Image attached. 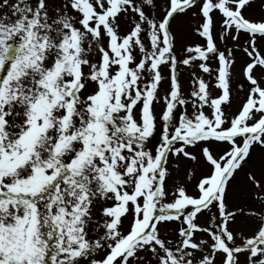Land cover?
Returning <instances> with one entry per match:
<instances>
[{"label":"snow or ice","instance_id":"snow-or-ice-1","mask_svg":"<svg viewBox=\"0 0 264 264\" xmlns=\"http://www.w3.org/2000/svg\"><path fill=\"white\" fill-rule=\"evenodd\" d=\"M253 3L0 0V264H264Z\"/></svg>","mask_w":264,"mask_h":264},{"label":"rangeland","instance_id":"rangeland-1","mask_svg":"<svg viewBox=\"0 0 264 264\" xmlns=\"http://www.w3.org/2000/svg\"><path fill=\"white\" fill-rule=\"evenodd\" d=\"M261 2H262V0H254L253 8L249 10L251 15H253V16H259L261 14H264V12H262V10H261ZM181 75H182V79L184 80L185 86L187 87L188 86V83H189V80H188V72L185 71L182 68L181 69ZM239 80H240L239 71H237L236 79H235L234 83H237L238 84ZM155 139L156 138H154L153 142H155ZM242 177H243V174H241V178ZM178 178H183V177L181 175ZM235 202H239V200H237Z\"/></svg>","mask_w":264,"mask_h":264}]
</instances>
